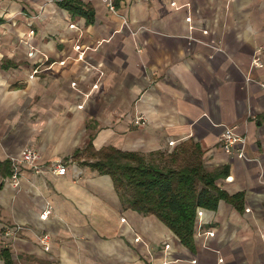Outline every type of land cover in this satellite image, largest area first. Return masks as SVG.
I'll use <instances>...</instances> for the list:
<instances>
[{"label": "crops", "instance_id": "crops-1", "mask_svg": "<svg viewBox=\"0 0 264 264\" xmlns=\"http://www.w3.org/2000/svg\"><path fill=\"white\" fill-rule=\"evenodd\" d=\"M82 1L90 15L0 0V161L32 146L41 164L19 161L18 185L0 166V264L2 252L10 264H264V66H252L259 48L264 64V0ZM233 124L246 158L219 145ZM186 142L209 171L226 168L220 188L242 194L203 208L190 245L127 207L92 156ZM59 160L65 175L51 170Z\"/></svg>", "mask_w": 264, "mask_h": 264}, {"label": "trees", "instance_id": "trees-1", "mask_svg": "<svg viewBox=\"0 0 264 264\" xmlns=\"http://www.w3.org/2000/svg\"><path fill=\"white\" fill-rule=\"evenodd\" d=\"M72 13L90 15L82 0H58ZM94 165L112 176L123 202L144 214L161 219L179 239L190 245L199 208L216 209L221 199L236 201L242 194L229 195L217 185L226 168L209 171L198 144L186 142L172 151L148 155L105 147L92 154ZM3 174L12 175L11 159L1 162ZM4 264H10L6 258Z\"/></svg>", "mask_w": 264, "mask_h": 264}, {"label": "built area", "instance_id": "built-area-1", "mask_svg": "<svg viewBox=\"0 0 264 264\" xmlns=\"http://www.w3.org/2000/svg\"><path fill=\"white\" fill-rule=\"evenodd\" d=\"M92 1V0H88ZM109 5V8L114 11L115 6L113 4L112 0H104ZM77 51H80V46L77 45L75 47ZM261 49L259 48L257 50V53L255 54L253 60H252V66L253 67H259L262 68L264 66L261 57H260ZM34 54V50L31 48L29 55L32 56ZM84 51L79 53V59L83 58ZM60 64H64V62H60ZM38 69L36 68L34 70V73H37ZM72 85H75V83H72ZM260 86L262 88V91L264 93V81L260 82ZM133 124L136 126H145L147 124V119L144 115H139L134 118ZM238 124H233L231 126H228L225 128V130L221 133L219 137V145L220 147L226 152L227 154H237L240 158H246L245 148L244 144L246 143V137L238 134ZM173 143V142H171ZM39 153L38 151L32 147V146H25L19 156V158H11L12 161V168L13 172L11 175V184L18 185L19 179H20V172L21 168L19 165V161L27 164L33 171L36 173H39L41 171V164L39 161ZM52 172L57 175H65L67 173V165L64 160H59L55 162L53 167L51 168ZM52 213V206L48 205L44 211L41 214L42 219H47L49 215ZM204 215V209L199 208L197 211V218L199 222L201 221L202 217ZM21 228V226H16L14 230H11L13 233L18 231ZM206 235L209 237H213L215 235V232L212 230H207ZM40 242L44 246L45 250L50 249V235L48 233L43 234L40 237ZM220 262L223 261L222 258L219 259Z\"/></svg>", "mask_w": 264, "mask_h": 264}, {"label": "rangeland", "instance_id": "rangeland-1", "mask_svg": "<svg viewBox=\"0 0 264 264\" xmlns=\"http://www.w3.org/2000/svg\"><path fill=\"white\" fill-rule=\"evenodd\" d=\"M31 77V76H30Z\"/></svg>", "mask_w": 264, "mask_h": 264}]
</instances>
